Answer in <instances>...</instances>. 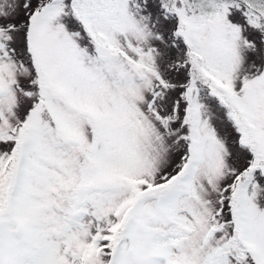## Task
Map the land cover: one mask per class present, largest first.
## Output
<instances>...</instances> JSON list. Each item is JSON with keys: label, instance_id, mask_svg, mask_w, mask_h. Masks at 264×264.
<instances>
[{"label": "snow or ice", "instance_id": "6c2138e0", "mask_svg": "<svg viewBox=\"0 0 264 264\" xmlns=\"http://www.w3.org/2000/svg\"><path fill=\"white\" fill-rule=\"evenodd\" d=\"M0 264H264V0H0Z\"/></svg>", "mask_w": 264, "mask_h": 264}]
</instances>
